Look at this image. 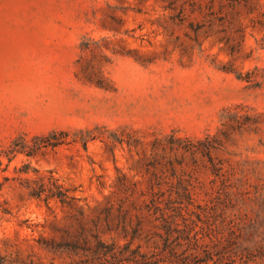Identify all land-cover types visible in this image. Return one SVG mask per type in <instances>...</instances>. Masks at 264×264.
Listing matches in <instances>:
<instances>
[{
	"label": "rangeland",
	"instance_id": "1",
	"mask_svg": "<svg viewBox=\"0 0 264 264\" xmlns=\"http://www.w3.org/2000/svg\"><path fill=\"white\" fill-rule=\"evenodd\" d=\"M208 1L0 0V257L46 259L39 238L109 206L123 244L187 194L203 264H264V0ZM51 174L74 207L31 194Z\"/></svg>",
	"mask_w": 264,
	"mask_h": 264
},
{
	"label": "trees",
	"instance_id": "2",
	"mask_svg": "<svg viewBox=\"0 0 264 264\" xmlns=\"http://www.w3.org/2000/svg\"><path fill=\"white\" fill-rule=\"evenodd\" d=\"M215 1L209 0L208 3L212 6ZM233 1L249 2V0ZM201 8L203 3H199V9ZM48 137V135L36 136L35 139H41L42 142L33 146L24 142L19 147L17 140H14L9 152L16 154L26 151L28 155H34L35 150L42 144H49ZM207 139H210V136H207ZM58 181L53 174L48 177L41 176L35 181L31 194L37 198L44 196L46 200L55 198L63 205L74 207L77 197L71 195L69 190ZM191 198L187 194L171 196L164 200L152 197L147 203V208L151 217H154L153 220L151 218L154 230L146 232L145 221L138 218L135 224L131 223L130 232L126 227L128 219L125 218L123 230L124 238L127 240L123 244L116 240H107L102 236L104 229L101 230V222L105 220L107 224L110 223L113 215L112 206L105 208L104 219L94 218L93 225L87 224L85 215L81 212L70 226L56 227L52 236L39 238L40 247L46 251V259L32 257L24 264H203V261L208 262L211 259L208 255L210 254L208 244L204 242L205 235L195 231L188 219H185V210L188 204L193 202ZM186 200L187 204L184 205ZM122 208L123 205L120 211ZM124 214L126 215V212ZM215 241L222 239L212 240L213 243ZM144 246L149 250L144 251ZM202 250L207 254L205 257L200 252ZM0 264L22 263L0 257Z\"/></svg>",
	"mask_w": 264,
	"mask_h": 264
}]
</instances>
